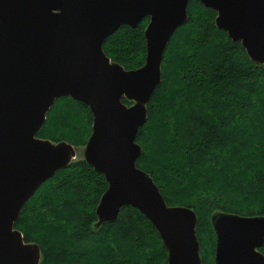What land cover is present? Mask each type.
Listing matches in <instances>:
<instances>
[{"label": "water", "instance_id": "water-1", "mask_svg": "<svg viewBox=\"0 0 264 264\" xmlns=\"http://www.w3.org/2000/svg\"><path fill=\"white\" fill-rule=\"evenodd\" d=\"M189 0H0V264H39L41 253L14 228L23 205L76 158L61 141L36 137L59 98L85 104L91 132L83 160L107 184L95 227L131 206L156 230L166 264H201L197 217L168 206L148 174L136 167V136L161 82V64ZM216 13L215 24L247 57L264 65V0H198ZM144 30L143 65L126 70L103 52L120 26ZM123 99L131 102L124 104ZM214 264H264V217L214 214Z\"/></svg>", "mask_w": 264, "mask_h": 264}, {"label": "trees", "instance_id": "trees-1", "mask_svg": "<svg viewBox=\"0 0 264 264\" xmlns=\"http://www.w3.org/2000/svg\"><path fill=\"white\" fill-rule=\"evenodd\" d=\"M187 14L164 53L161 82L136 136L142 151L135 164L168 206L195 212L201 264H214V214L264 217V65L256 67L200 1L190 0ZM147 23L120 26L104 40L105 55L126 70L141 67ZM91 124L85 104L59 98L36 137L82 148ZM106 188L81 157L29 198L14 228L39 246V264H166L156 230L133 207L95 227Z\"/></svg>", "mask_w": 264, "mask_h": 264}, {"label": "rangeland", "instance_id": "rangeland-1", "mask_svg": "<svg viewBox=\"0 0 264 264\" xmlns=\"http://www.w3.org/2000/svg\"><path fill=\"white\" fill-rule=\"evenodd\" d=\"M83 148H84V146L81 148H76V158H75V160L76 159H78V158H81L82 157V151H83ZM83 158V157H82ZM212 227V226H211ZM213 230V229H212ZM215 235V234H214ZM214 247H215V245H214ZM214 263V262H213Z\"/></svg>", "mask_w": 264, "mask_h": 264}, {"label": "bare ground", "instance_id": "bare-ground-1", "mask_svg": "<svg viewBox=\"0 0 264 264\" xmlns=\"http://www.w3.org/2000/svg\"><path fill=\"white\" fill-rule=\"evenodd\" d=\"M190 1V0H189ZM189 1H188V4H189ZM187 8H188V5H187ZM187 17H188V14H187Z\"/></svg>", "mask_w": 264, "mask_h": 264}]
</instances>
